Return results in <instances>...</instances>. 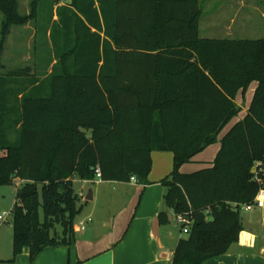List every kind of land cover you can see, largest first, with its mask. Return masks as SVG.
Returning a JSON list of instances; mask_svg holds the SVG:
<instances>
[{
  "label": "trees",
  "instance_id": "obj_1",
  "mask_svg": "<svg viewBox=\"0 0 264 264\" xmlns=\"http://www.w3.org/2000/svg\"><path fill=\"white\" fill-rule=\"evenodd\" d=\"M20 1L0 0L2 41L38 14L41 0L29 14ZM53 1L51 73L15 104L0 74V186L22 181L10 261L25 248L34 259L71 244L82 210L74 179H96L100 167L103 180L148 184L153 151L173 153L162 181L166 208L192 218L174 264L227 253L243 230L241 206L264 187V37H201L200 0ZM253 82L249 109L222 137L213 164L183 173L239 114L237 94ZM159 220L168 222L167 210Z\"/></svg>",
  "mask_w": 264,
  "mask_h": 264
},
{
  "label": "crops",
  "instance_id": "obj_2",
  "mask_svg": "<svg viewBox=\"0 0 264 264\" xmlns=\"http://www.w3.org/2000/svg\"><path fill=\"white\" fill-rule=\"evenodd\" d=\"M254 22L252 15L243 20L246 26ZM201 30L200 21V35ZM256 86L257 83H253L244 95L241 91L237 94L235 100L241 107L239 114L224 127L226 130L217 142L194 156L205 160L201 169L213 164L222 137L244 118ZM186 165L181 166L183 173L193 170ZM172 169V152L153 151L148 184L133 180L74 179L79 196L84 199L92 190L93 198L82 203L81 213L75 220L71 244L46 247L34 259H31L29 249L25 248L14 261H10L13 257V227L5 224L8 221L0 220V264H174L177 244L184 236L178 235L172 227L171 215L176 225H179L176 213L173 209H167L163 200L165 187L162 181ZM14 182L17 183L14 187L16 192L22 181L16 179ZM163 210L168 212V222L165 224L159 220ZM253 211L257 212L249 219L242 218L243 230L239 241L227 253L205 264H264V207L248 212Z\"/></svg>",
  "mask_w": 264,
  "mask_h": 264
},
{
  "label": "rangeland",
  "instance_id": "obj_3",
  "mask_svg": "<svg viewBox=\"0 0 264 264\" xmlns=\"http://www.w3.org/2000/svg\"><path fill=\"white\" fill-rule=\"evenodd\" d=\"M200 1L203 9L201 18L202 37L230 39L264 37V17H262L264 15V0ZM31 2L32 0H21L20 12L29 14L31 12ZM58 6L53 0H41L36 18L25 25H14L4 41H2L3 14L0 12V74L7 76L10 80L8 85V88L11 89L9 97L14 104L17 101L18 92L29 87L35 79L43 80L52 71L55 62V51L50 37V30L54 24L52 20L57 19ZM53 14L54 19L52 18ZM248 15H252L255 21L251 26L243 24L244 18ZM19 70L22 71V74L14 75V72ZM246 97L248 96L246 95ZM9 105L13 106L12 103ZM225 130L226 128L219 133L218 137L222 136ZM11 133L10 138L13 139L16 134L15 132ZM204 161L193 157L190 162L185 163L188 164L186 166H191L193 169L188 172L201 169L205 165ZM16 184L14 182L13 184L0 186V215L7 214L8 222L5 223L6 225H12L13 215L11 210L15 203L16 192L14 187ZM86 201L85 196L84 199L81 198L80 203ZM256 212H248L242 209L241 215L249 219V216ZM173 217L171 215L172 227L175 228L178 235L186 236L181 226L176 225Z\"/></svg>",
  "mask_w": 264,
  "mask_h": 264
},
{
  "label": "built area",
  "instance_id": "obj_4",
  "mask_svg": "<svg viewBox=\"0 0 264 264\" xmlns=\"http://www.w3.org/2000/svg\"><path fill=\"white\" fill-rule=\"evenodd\" d=\"M260 163H258L255 167L256 170V180H260L258 172L259 169H257V166H259ZM101 169L100 167H97L96 169V177L101 179ZM131 180L133 181H137V179L135 177H132ZM242 209L249 211L252 210L254 208H263L264 207V187H261L259 192L257 193L256 197L254 198V201L252 203L249 204H243ZM0 220H2L3 222H7V214L3 213L0 215ZM176 220L178 222V224L181 226L182 231L184 233H188L189 232V228L192 224V218L190 217L188 212L185 213H176Z\"/></svg>",
  "mask_w": 264,
  "mask_h": 264
},
{
  "label": "water",
  "instance_id": "obj_5",
  "mask_svg": "<svg viewBox=\"0 0 264 264\" xmlns=\"http://www.w3.org/2000/svg\"><path fill=\"white\" fill-rule=\"evenodd\" d=\"M92 198H93L92 190H90L89 193H88L87 196H86V199H87V200H91Z\"/></svg>",
  "mask_w": 264,
  "mask_h": 264
}]
</instances>
